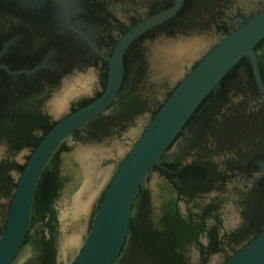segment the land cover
Segmentation results:
<instances>
[{
	"label": "water",
	"instance_id": "obj_1",
	"mask_svg": "<svg viewBox=\"0 0 264 264\" xmlns=\"http://www.w3.org/2000/svg\"><path fill=\"white\" fill-rule=\"evenodd\" d=\"M0 264H264V0H0Z\"/></svg>",
	"mask_w": 264,
	"mask_h": 264
}]
</instances>
